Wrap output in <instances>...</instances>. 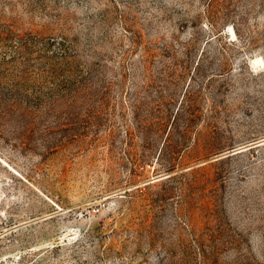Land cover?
Returning <instances> with one entry per match:
<instances>
[{"label": "rangeland", "instance_id": "obj_1", "mask_svg": "<svg viewBox=\"0 0 264 264\" xmlns=\"http://www.w3.org/2000/svg\"><path fill=\"white\" fill-rule=\"evenodd\" d=\"M0 264H264V0H0Z\"/></svg>", "mask_w": 264, "mask_h": 264}]
</instances>
